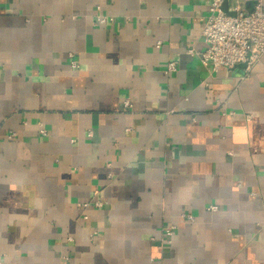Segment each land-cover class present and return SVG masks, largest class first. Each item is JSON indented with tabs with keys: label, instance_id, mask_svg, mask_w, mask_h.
<instances>
[{
	"label": "crops",
	"instance_id": "obj_1",
	"mask_svg": "<svg viewBox=\"0 0 264 264\" xmlns=\"http://www.w3.org/2000/svg\"><path fill=\"white\" fill-rule=\"evenodd\" d=\"M210 4L0 0V264H264V56L211 76Z\"/></svg>",
	"mask_w": 264,
	"mask_h": 264
},
{
	"label": "built area",
	"instance_id": "obj_2",
	"mask_svg": "<svg viewBox=\"0 0 264 264\" xmlns=\"http://www.w3.org/2000/svg\"><path fill=\"white\" fill-rule=\"evenodd\" d=\"M225 0H211L209 13L201 17L202 35L206 43L203 51L189 49L190 54H197L200 57L202 65L214 75L221 69L231 70L238 64H246L247 71L264 56V4L257 3L250 10H244L241 5L237 4L233 10L236 14L230 15L223 10ZM97 24H106L107 16L98 14ZM161 42L157 43L160 46ZM72 66L77 68L78 63L73 60ZM178 70V61L172 60L167 67V73H174ZM126 108L133 106L132 102L127 99L124 102ZM249 118V117H248ZM40 133L47 135V130L41 128ZM11 133L8 138L15 137ZM93 205L96 208L103 207V202L95 200ZM210 211L218 210V206L212 204L208 207ZM182 217L189 222H194L195 218L190 213H183ZM176 230L175 225L163 227L161 236L162 241H172ZM69 241H73L69 237Z\"/></svg>",
	"mask_w": 264,
	"mask_h": 264
}]
</instances>
